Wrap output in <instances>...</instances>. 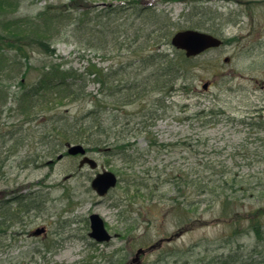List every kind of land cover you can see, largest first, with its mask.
I'll use <instances>...</instances> for the list:
<instances>
[{
  "label": "rangeland",
  "instance_id": "obj_1",
  "mask_svg": "<svg viewBox=\"0 0 264 264\" xmlns=\"http://www.w3.org/2000/svg\"><path fill=\"white\" fill-rule=\"evenodd\" d=\"M0 1L18 6L9 8L10 18L34 15L49 4L69 2ZM84 1L95 12L107 3L123 2L128 6L134 0ZM261 1L141 0L143 6L152 5L168 13L174 24L172 34L192 29L223 39L224 44L185 58L174 87L165 94L149 92L125 107L131 123L125 129L119 128L118 137H130L125 140L129 142L127 158L131 163L100 145L87 154L98 168H79L81 156L66 155L68 142L52 129L60 125V118L86 114L92 101L88 97L80 101L55 99L31 108L20 101L23 91L18 86L21 79L27 88L35 84L44 64L55 63L82 72L91 62L106 72L116 69L119 62L129 61L130 55L103 59L59 43L54 45L52 57L33 56V68L25 78L21 66L20 70L13 69L14 77L3 79L10 93L2 100L0 97V202L36 197L38 205L24 217L25 227L19 221L0 226V264H130L139 249L145 253L138 264H222L219 260L225 259L218 257L231 253L241 259L239 264H264V238L251 235L250 230L257 218L264 221ZM135 12L129 9L124 14ZM163 49L183 62L184 54L181 52L179 57L180 52L170 44ZM206 82L211 85L203 90ZM99 91L97 83L89 84V93ZM157 97L161 108L155 101ZM152 112L157 119L145 121L147 133L140 134L143 124L138 123ZM31 113L34 115L28 116ZM162 144L165 147L159 148ZM59 155L64 157L58 159ZM144 170L157 182L145 177L143 184L148 183V189L137 192L134 185L140 181L132 179L143 178L140 175ZM103 171L113 172L118 185L99 197L90 182ZM164 171L165 178L181 171L204 182L213 179L216 185L211 193L198 196L194 189L185 188L184 180L180 197L166 180H157ZM212 172L215 175L208 177ZM190 199L204 202L191 208L179 205ZM8 207L16 218L23 214L13 201ZM92 213L103 218L110 235L118 237L103 245L88 237ZM40 227L47 229L45 235L27 236ZM159 240H163L161 246L150 249Z\"/></svg>",
  "mask_w": 264,
  "mask_h": 264
},
{
  "label": "trees",
  "instance_id": "obj_2",
  "mask_svg": "<svg viewBox=\"0 0 264 264\" xmlns=\"http://www.w3.org/2000/svg\"><path fill=\"white\" fill-rule=\"evenodd\" d=\"M5 2L0 1L1 100L10 93L3 79L14 77L13 69L20 70L21 66L24 70L22 76L25 78L33 68V56L44 54L52 57L55 55L56 44L66 43L75 46L81 53L92 52L103 59L115 58L116 55L119 57L130 55L129 61L119 62L116 69H109L106 72L91 62L82 72L72 68H61L62 66L55 63L44 64L35 84L27 88L24 80L21 79L18 86L23 91L20 101L27 103V107L31 108L55 99L80 101L88 97L93 105L86 114L60 118L62 122H59L60 125H55L52 132L63 137L65 142L83 144L87 152L100 145H106L122 157L121 159L131 163L132 160L127 158L129 146L128 140H125L127 137H118L119 128L125 129L131 123L125 107L132 103L133 99L144 97L149 92L160 95L171 90L186 60L181 52L179 57L180 55L183 57V62L163 49L169 47V40L174 32V24L168 13L157 10L152 5L143 6L141 0H134L128 6L123 2L116 5L107 3L95 12L90 8L91 5L84 3V0H69L67 4H49L34 15L10 18L7 17L8 14H12L9 13V8L18 6ZM129 9L138 12L124 14V11ZM91 82L99 85L98 94H101V97L97 93L88 92ZM155 101L161 108L159 97ZM158 110L157 108L156 111ZM33 115L34 113H31L28 116ZM142 117L144 115H141ZM148 119H157V115L152 112L144 120H140L138 125L143 124L140 134L147 133L145 121ZM163 146L165 147V144L159 145V148ZM164 173L165 171L161 174ZM161 174L157 180L160 181L161 178L163 182L166 180L180 197L184 193L182 190L184 180L185 188L194 189L198 196L211 193V188L216 185L213 179L204 182L199 177L192 178L188 172L183 174L181 171H176L173 175L167 174L166 178L165 174L164 176ZM149 175L150 173L144 170L140 175L143 178L132 179V182L140 181L138 185L133 183L137 192L143 188L148 189V183L143 184L145 177L147 181L157 182ZM214 175L212 172L208 177L212 178ZM35 200L36 197L24 199L20 196L12 201L19 211L27 212L37 207ZM12 201L0 202V226L8 227L18 221L10 211L12 209L8 207ZM199 202L204 201L190 199L189 202L182 201L179 205L183 208L188 205L191 208ZM261 220L257 218L250 228L251 235L258 239L264 238V221ZM221 257L222 255L218 258L225 259L223 262L219 260L222 264L241 263V259L234 253ZM246 264L254 263L250 261Z\"/></svg>",
  "mask_w": 264,
  "mask_h": 264
},
{
  "label": "water",
  "instance_id": "obj_3",
  "mask_svg": "<svg viewBox=\"0 0 264 264\" xmlns=\"http://www.w3.org/2000/svg\"><path fill=\"white\" fill-rule=\"evenodd\" d=\"M170 42L175 49L184 52L187 58L197 57L206 50L220 47L222 44V41L218 40L213 35H209L205 32H199L192 29L180 30L179 32L173 34ZM207 87L208 83H205L203 85V89H207ZM66 148V153H68L69 155L82 156V159L79 161V167L87 165L92 170L97 168V162L87 156V152L81 144L74 145L68 143ZM58 158L61 159L62 155H59ZM117 180V176L113 172L103 171L100 172V174L96 175V177L92 179L90 184L95 194L101 197L107 195V193L111 191V189L117 186ZM89 227L90 232L88 233V237L93 239L98 244L109 243L111 240H113L114 237H117L115 234H113V236L109 234L103 218H101L97 214L92 213L90 215ZM41 232H44V229L38 228V230H36L33 235L38 236ZM168 240H171V238ZM160 243L161 241L152 246L150 249H155L156 246H158ZM144 253L145 251L143 249L137 250L134 256L135 258L132 260V264H138L140 255Z\"/></svg>",
  "mask_w": 264,
  "mask_h": 264
},
{
  "label": "flooded vegetation",
  "instance_id": "obj_4",
  "mask_svg": "<svg viewBox=\"0 0 264 264\" xmlns=\"http://www.w3.org/2000/svg\"><path fill=\"white\" fill-rule=\"evenodd\" d=\"M261 4H262V5L264 4V0L261 1ZM223 44H224V41H223ZM223 44H222V45H223ZM207 83H209V82H207ZM210 85H211V83H209L208 88L210 87ZM63 157H64V156H63ZM37 205H38V204H37ZM34 209H36V208H34ZM34 209H32V210H34ZM30 211H31V210H29V211H27V212H23V214H22L21 216L17 217L18 221H19L20 224H21V227H25L26 222H25L24 217L27 216V215H29V214H30ZM40 228H43V229H44V232H41L38 236L33 235V233H34L36 230H33V231L28 232L27 236L29 235V236H33V237H39V236H41V235H42V236L45 235V234L47 233V229H46L45 227H40ZM20 230H21V233H22V234L25 233V231H24L23 229H20ZM37 230H38V229H37ZM130 263H131V262H130Z\"/></svg>",
  "mask_w": 264,
  "mask_h": 264
}]
</instances>
